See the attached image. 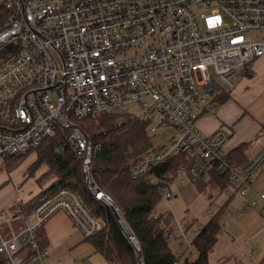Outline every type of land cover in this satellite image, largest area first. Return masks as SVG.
<instances>
[{
    "label": "built area",
    "instance_id": "obj_1",
    "mask_svg": "<svg viewBox=\"0 0 264 264\" xmlns=\"http://www.w3.org/2000/svg\"><path fill=\"white\" fill-rule=\"evenodd\" d=\"M0 15V159L65 133L86 187L112 208L137 264H146L142 243L97 179L93 156L102 143L80 119L117 114V125L146 123L147 133L174 126L177 135L163 145L153 141L130 169L156 185L160 199L174 197L186 179L209 181L212 169L227 175L230 196L252 189L264 154L231 163L224 150L230 129L205 133L198 121L216 113L225 94L214 77L231 90L243 68L264 55V0H3ZM182 154L185 161L167 178L160 169ZM59 211L85 237L100 226L69 187L39 196L30 213L7 208L0 211L4 264H45L49 249L38 232Z\"/></svg>",
    "mask_w": 264,
    "mask_h": 264
},
{
    "label": "trees",
    "instance_id": "obj_2",
    "mask_svg": "<svg viewBox=\"0 0 264 264\" xmlns=\"http://www.w3.org/2000/svg\"><path fill=\"white\" fill-rule=\"evenodd\" d=\"M226 98L227 93L223 94L219 101ZM116 117L117 114L106 113L98 118L80 119L78 123L85 131L94 134L95 141L102 143V148L93 156V170L141 241L146 264H209L210 253L218 242L223 219L233 196L228 197L221 207L213 212L207 223L193 237L192 244L197 255L193 259H182L180 255H176L169 243V234L174 230L171 214L154 215L157 203L161 200L158 187L151 185L144 178H134L130 173L138 156L154 144L146 131V123L125 122L117 125ZM93 123H97L98 127H93ZM244 148L245 144H242L228 151L227 159L231 163L245 164L247 159L243 154ZM36 150L42 162L53 168L57 180L33 197L31 206L33 207L38 197L43 194L55 193L61 187L72 188L79 194L89 212L100 222L96 233L85 237L86 240H92L96 250L101 252L110 264H136L133 249L122 233L112 208L104 201L96 199L86 187L81 160L67 144L65 133L57 132L55 136L45 138ZM15 158L11 156L6 159ZM184 161V154L174 157L165 163L160 171L166 172V177L171 178ZM191 180L197 190L202 193L204 191L211 200L212 192L208 190L222 194L227 187V175H222L215 169L211 170V179L207 182L196 178ZM40 230V244L47 246ZM4 263L5 258L0 255V264Z\"/></svg>",
    "mask_w": 264,
    "mask_h": 264
},
{
    "label": "crops",
    "instance_id": "obj_3",
    "mask_svg": "<svg viewBox=\"0 0 264 264\" xmlns=\"http://www.w3.org/2000/svg\"><path fill=\"white\" fill-rule=\"evenodd\" d=\"M242 72L238 84H235L234 88L227 93L229 96L219 101L221 105L217 106L216 113L202 116L198 121V127L205 133H210L219 127L230 129V137L224 150L228 152L245 144L243 154L248 160L260 158L264 154V137L256 145H251L258 136L264 134V55L256 58L252 65ZM251 85L254 87H250ZM263 189L264 159L255 171V182L252 189L246 195L235 194L231 198L228 212L223 219L222 226L225 234L239 246L246 245L250 241L264 244V199L259 197ZM224 194L225 192L221 195ZM209 200L212 203L214 199L209 198ZM212 212L210 210L211 215ZM227 214L230 215L227 217ZM192 219L194 222L197 218L189 215L181 221V228L184 231L183 238L175 233V229L173 230L174 236L169 238V242L179 250L177 253L181 254L182 258H190L187 255L188 252L192 253V249L196 253L195 256L197 255L194 247L187 246V241L194 237L193 232L190 235L187 233ZM40 233L47 241L49 249L45 264H69L71 249L86 240L82 230L65 211H59L49 219L41 228ZM251 255L255 256V250Z\"/></svg>",
    "mask_w": 264,
    "mask_h": 264
},
{
    "label": "rangeland",
    "instance_id": "obj_4",
    "mask_svg": "<svg viewBox=\"0 0 264 264\" xmlns=\"http://www.w3.org/2000/svg\"><path fill=\"white\" fill-rule=\"evenodd\" d=\"M1 2H3V0H0V4ZM252 62L246 65L243 70L249 68ZM242 71L240 74L243 73ZM214 79L225 89V93L232 90L228 89L217 77H214ZM240 79L241 77L239 76L235 81L236 85ZM250 87L254 86L251 85ZM228 96L229 94H227V97ZM220 105L221 102H218L217 106ZM92 125L93 127H98L97 123H93ZM148 135L152 137V140L158 145H163L173 135H177V129L174 126L164 125L159 127L155 133H150L148 131ZM14 157L16 158L12 160L6 158L3 160L0 159V211L12 207V209H22L24 213H30L32 210V198L44 188L54 183L57 180V176L50 165L42 162L38 150ZM208 192H212L211 195L214 198L212 203L208 198L209 196L203 194L205 193L204 191L203 193L199 192L193 181L186 179L184 185L176 191L178 195L168 200L161 199L157 203L156 211L163 216L171 214L172 227H174L175 222H177L174 231L178 236L183 238L184 231L181 228V221L186 216L192 215L197 218L194 222L192 219V223L188 228L187 233L190 235L191 232L201 228L207 223L211 217L210 210H214L215 213L230 196L228 193L222 196L216 193L215 190H208ZM121 212L123 213L122 210ZM229 215L230 214H227V217ZM0 227L6 234L7 230L1 223ZM221 230L222 233L219 235L218 242L214 250L210 253L209 264H264V262H262L264 260V244L261 245V243L257 244L256 241H250L246 245L239 246L231 240V237L225 234L223 226ZM170 246L173 252L176 255H180L182 258V255L177 253L179 250L173 247L172 243H170ZM254 250L255 256H252L251 254ZM195 254V251L192 249V253L188 252L187 256L193 259ZM134 260L137 264L135 255ZM68 261H70L69 264H109L104 256L98 253L92 240H85L74 246L70 251V259Z\"/></svg>",
    "mask_w": 264,
    "mask_h": 264
}]
</instances>
